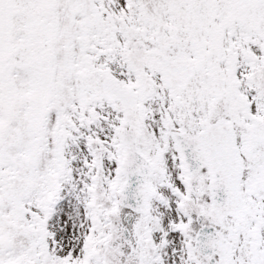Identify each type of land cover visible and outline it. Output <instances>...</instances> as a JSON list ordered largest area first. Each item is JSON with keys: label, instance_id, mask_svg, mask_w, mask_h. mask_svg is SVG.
Here are the masks:
<instances>
[{"label": "snow or ice", "instance_id": "6c2138e0", "mask_svg": "<svg viewBox=\"0 0 264 264\" xmlns=\"http://www.w3.org/2000/svg\"><path fill=\"white\" fill-rule=\"evenodd\" d=\"M0 264H264V0H0Z\"/></svg>", "mask_w": 264, "mask_h": 264}]
</instances>
